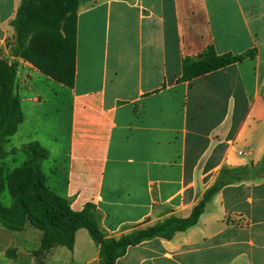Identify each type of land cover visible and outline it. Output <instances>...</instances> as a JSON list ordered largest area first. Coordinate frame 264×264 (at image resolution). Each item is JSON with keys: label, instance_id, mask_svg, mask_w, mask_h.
Returning a JSON list of instances; mask_svg holds the SVG:
<instances>
[{"label": "crops", "instance_id": "1", "mask_svg": "<svg viewBox=\"0 0 264 264\" xmlns=\"http://www.w3.org/2000/svg\"><path fill=\"white\" fill-rule=\"evenodd\" d=\"M21 1L0 0V58L17 63L23 113L2 143L4 174L38 143L49 153L40 163L48 188L75 212L94 204L102 230L119 237L190 217L222 168L262 161L264 0H79L71 87L10 56ZM211 46L255 53L184 80V59ZM42 239L30 222L22 231L0 224V264H100L86 229L73 250L37 260ZM116 264H264V178L225 186L197 225L130 246Z\"/></svg>", "mask_w": 264, "mask_h": 264}, {"label": "trees", "instance_id": "2", "mask_svg": "<svg viewBox=\"0 0 264 264\" xmlns=\"http://www.w3.org/2000/svg\"><path fill=\"white\" fill-rule=\"evenodd\" d=\"M79 0H22L11 27L10 56L31 63L44 75L67 87L76 73L77 17ZM250 50L241 55H219L209 47L198 58H185L184 80H192L253 57ZM17 63L0 58V161L8 157L2 148L23 121L20 99L15 95ZM26 161L10 173L0 170V191L6 188L11 205L0 200V224L22 231L27 222L43 232L42 245L34 255L40 260L57 246L73 250L78 230L86 229L99 247L100 264H116L130 246L156 237L172 239L177 232L194 227L207 203L227 185L264 178V157L257 165L224 167L216 182L204 193L188 218L171 216L152 225H139L119 237H109L101 228V214L94 204L81 212L71 209L68 200L54 194L46 184L40 163L49 156L38 143L25 147Z\"/></svg>", "mask_w": 264, "mask_h": 264}, {"label": "rangeland", "instance_id": "3", "mask_svg": "<svg viewBox=\"0 0 264 264\" xmlns=\"http://www.w3.org/2000/svg\"><path fill=\"white\" fill-rule=\"evenodd\" d=\"M12 39H11V41H12ZM9 53H10V51H9ZM53 102H54V100H53ZM28 139H31V138H25L26 141ZM25 147H23V152L24 153H25ZM25 155H26V153H25ZM26 158H27V156H26ZM0 200L7 206L11 204V196H10V194H9V192H8V190L6 188H4L3 190L0 191Z\"/></svg>", "mask_w": 264, "mask_h": 264}, {"label": "built area", "instance_id": "4", "mask_svg": "<svg viewBox=\"0 0 264 264\" xmlns=\"http://www.w3.org/2000/svg\"><path fill=\"white\" fill-rule=\"evenodd\" d=\"M240 221V220H239Z\"/></svg>", "mask_w": 264, "mask_h": 264}]
</instances>
